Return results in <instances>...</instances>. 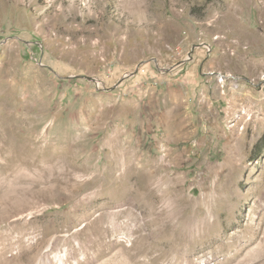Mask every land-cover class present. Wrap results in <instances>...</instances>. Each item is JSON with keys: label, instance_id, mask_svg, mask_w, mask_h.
Returning a JSON list of instances; mask_svg holds the SVG:
<instances>
[{"label": "rangeland", "instance_id": "obj_1", "mask_svg": "<svg viewBox=\"0 0 264 264\" xmlns=\"http://www.w3.org/2000/svg\"><path fill=\"white\" fill-rule=\"evenodd\" d=\"M0 264H264V0H0Z\"/></svg>", "mask_w": 264, "mask_h": 264}, {"label": "water", "instance_id": "obj_2", "mask_svg": "<svg viewBox=\"0 0 264 264\" xmlns=\"http://www.w3.org/2000/svg\"><path fill=\"white\" fill-rule=\"evenodd\" d=\"M128 75L131 76V73L127 74L125 77H127ZM92 80H96L97 81L96 78H93Z\"/></svg>", "mask_w": 264, "mask_h": 264}]
</instances>
